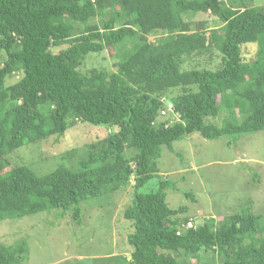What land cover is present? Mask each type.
Instances as JSON below:
<instances>
[{"label": "trees", "instance_id": "trees-1", "mask_svg": "<svg viewBox=\"0 0 264 264\" xmlns=\"http://www.w3.org/2000/svg\"><path fill=\"white\" fill-rule=\"evenodd\" d=\"M253 3L0 0V222L52 211L80 225L82 202L120 192L132 179L125 222L118 220L123 250L117 243L107 255L115 264H264V214L252 211L251 199L222 220L192 225L187 206H167L166 192L176 188L159 169L163 149L173 152L193 133L208 140L264 133V6ZM252 44L248 61L242 49ZM107 49L115 71H81L89 55ZM214 50L215 71L185 66ZM83 123L108 133L66 153H74V166L43 175L9 169L18 149ZM26 255L23 238L0 242V264Z\"/></svg>", "mask_w": 264, "mask_h": 264}, {"label": "rangeland", "instance_id": "rangeland-1", "mask_svg": "<svg viewBox=\"0 0 264 264\" xmlns=\"http://www.w3.org/2000/svg\"><path fill=\"white\" fill-rule=\"evenodd\" d=\"M262 5L264 0H254L253 6ZM193 20L206 21L209 27L220 25L209 15H197ZM256 46H243L242 51L248 61L253 60ZM116 62L113 52L107 49L89 55L81 71L95 67L112 72L115 71ZM220 64V53L214 50L203 56H193L185 66L215 71ZM224 115L222 111L220 116L224 118ZM107 133L108 130L102 126L77 124L57 140L51 137L10 154L9 169L26 166L37 175H43L61 164L74 166V153L82 151L88 143L103 139ZM73 149L78 151L65 156ZM159 165L161 173L176 188L167 190V206L172 209L187 206L188 215L194 219L190 222L192 225L202 224L212 217L216 221L222 220L243 207L248 199L252 200L254 213L264 214V133L241 135L236 140L230 136L208 140L193 133L175 141L173 152L164 148ZM132 186L131 179L129 185L120 192L82 202L80 225L67 217L57 218L52 211L1 221L0 242L10 246L23 238L27 255L20 264H115L107 255L115 250L117 243L118 253L123 250L119 249L124 235L119 236L117 232L120 225L118 220L125 222L123 213L130 205ZM182 191L191 192L197 203L186 199ZM129 253L125 251L127 259H130ZM191 264H195V260H191Z\"/></svg>", "mask_w": 264, "mask_h": 264}, {"label": "built area", "instance_id": "built-area-1", "mask_svg": "<svg viewBox=\"0 0 264 264\" xmlns=\"http://www.w3.org/2000/svg\"><path fill=\"white\" fill-rule=\"evenodd\" d=\"M167 108L170 110L171 109V104H167ZM164 114V112H163Z\"/></svg>", "mask_w": 264, "mask_h": 264}]
</instances>
